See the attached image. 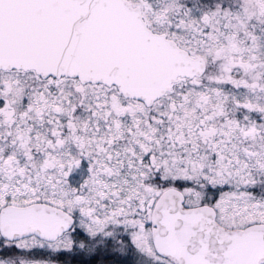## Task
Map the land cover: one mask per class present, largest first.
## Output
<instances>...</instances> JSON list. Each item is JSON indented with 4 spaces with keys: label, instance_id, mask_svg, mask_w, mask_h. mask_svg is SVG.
<instances>
[{
    "label": "snow or ice",
    "instance_id": "snow-or-ice-1",
    "mask_svg": "<svg viewBox=\"0 0 264 264\" xmlns=\"http://www.w3.org/2000/svg\"><path fill=\"white\" fill-rule=\"evenodd\" d=\"M0 264H264V0H0Z\"/></svg>",
    "mask_w": 264,
    "mask_h": 264
}]
</instances>
